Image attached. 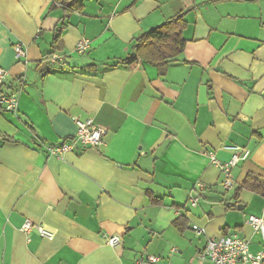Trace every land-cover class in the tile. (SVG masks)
Instances as JSON below:
<instances>
[{"label": "crops", "instance_id": "0c3cea01", "mask_svg": "<svg viewBox=\"0 0 264 264\" xmlns=\"http://www.w3.org/2000/svg\"><path fill=\"white\" fill-rule=\"evenodd\" d=\"M82 1L64 21L57 0H0V97L19 94L16 113L0 111V264H210L208 239L229 234L264 250L247 221L264 219V196L235 199L248 175L264 179V0ZM182 12L187 44L164 76L141 60L116 65ZM87 119L105 133L99 148L48 154ZM235 148L251 155L226 189L209 153L225 163ZM27 221L54 238L27 236Z\"/></svg>", "mask_w": 264, "mask_h": 264}, {"label": "built area", "instance_id": "2783aa9c", "mask_svg": "<svg viewBox=\"0 0 264 264\" xmlns=\"http://www.w3.org/2000/svg\"><path fill=\"white\" fill-rule=\"evenodd\" d=\"M90 48V42L81 40L77 46L76 51L79 54L86 53ZM15 58L18 61L27 58V51L21 44L14 46ZM59 57L53 54L48 62L52 65L59 62ZM6 71L0 68V87L3 85ZM19 94L14 92L9 95L0 97V107L7 112L16 113L18 110ZM77 133L71 140L65 141L62 145L47 148L50 156H62L66 152L74 151L79 148L82 149H96L104 142V131L97 126L92 119L77 120ZM236 153L229 162L222 163L217 160L211 152L209 156L212 163L217 166L225 175L224 187L230 189L232 187V170L240 161L249 159L251 152L247 149L235 148ZM198 191L202 192L205 186L201 183L196 185ZM190 204L195 206L199 202L198 196L190 198ZM248 223L256 234H259L264 239V219L258 216L250 215L247 218ZM193 229L199 234H204L205 230L194 226ZM21 230L30 236L33 232L37 233L42 238L53 239L54 233L41 225L33 224L32 222H25ZM107 244L113 248L120 246L121 239L117 236L107 239ZM175 252V250H173ZM202 258L209 261L210 264H264V250L254 254L250 248V241L238 234H229L213 239L209 238L205 249L202 252ZM160 258L157 256H148L138 258L134 264H158Z\"/></svg>", "mask_w": 264, "mask_h": 264}, {"label": "trees", "instance_id": "16d2710c", "mask_svg": "<svg viewBox=\"0 0 264 264\" xmlns=\"http://www.w3.org/2000/svg\"><path fill=\"white\" fill-rule=\"evenodd\" d=\"M57 5L62 6L63 17L62 20H67L73 12H83L84 4L82 0H57V3L50 7V11L57 8ZM186 12H182L171 20L165 22L161 26L153 29L152 31L139 36L136 39L135 56L122 60L116 65H130L136 61H144L150 65L157 67L160 74L164 76L167 68L177 61V58L183 53L186 47V40L183 36V32L187 27L185 20ZM58 41V38L54 39V45ZM55 52V51H54ZM46 55V58L50 59L54 54ZM2 113H7L0 107ZM4 141H14L11 138H6ZM243 190H249L255 194L264 196V179L255 176L248 175L240 188L236 190L235 199L238 200L239 194ZM182 222L177 221L176 226L181 229Z\"/></svg>", "mask_w": 264, "mask_h": 264}, {"label": "water", "instance_id": "95a60500", "mask_svg": "<svg viewBox=\"0 0 264 264\" xmlns=\"http://www.w3.org/2000/svg\"><path fill=\"white\" fill-rule=\"evenodd\" d=\"M237 209L238 210H243V206H238Z\"/></svg>", "mask_w": 264, "mask_h": 264}]
</instances>
